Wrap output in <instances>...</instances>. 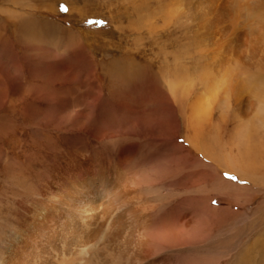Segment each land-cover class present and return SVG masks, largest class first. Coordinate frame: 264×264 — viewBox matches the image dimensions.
Listing matches in <instances>:
<instances>
[{
    "label": "rangeland",
    "instance_id": "374dc122",
    "mask_svg": "<svg viewBox=\"0 0 264 264\" xmlns=\"http://www.w3.org/2000/svg\"><path fill=\"white\" fill-rule=\"evenodd\" d=\"M171 1L0 0V171L10 166L3 146L13 158L17 140L37 141L40 130L58 141L56 126L72 124L106 138L155 118L177 77V99L200 101L222 157L252 164L247 176L220 169L223 230L204 251L227 264L254 244L252 262L264 264V0ZM3 99L14 110L2 111ZM85 147L92 155L110 148Z\"/></svg>",
    "mask_w": 264,
    "mask_h": 264
},
{
    "label": "bare ground",
    "instance_id": "6f19581e",
    "mask_svg": "<svg viewBox=\"0 0 264 264\" xmlns=\"http://www.w3.org/2000/svg\"><path fill=\"white\" fill-rule=\"evenodd\" d=\"M178 4L165 8L168 17ZM177 85L168 78L172 99L161 100L160 115L110 129L106 138L57 125L58 141L40 130L38 142L17 140L13 158L3 146L10 166L0 171V264H220L221 255L204 251L223 230L220 169L247 176L252 164L231 152L222 157L200 101L177 99ZM3 100L2 111L14 110ZM107 142V154L81 149L106 150ZM136 151L144 153L136 158ZM253 245L224 262L253 264Z\"/></svg>",
    "mask_w": 264,
    "mask_h": 264
}]
</instances>
